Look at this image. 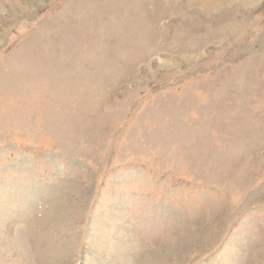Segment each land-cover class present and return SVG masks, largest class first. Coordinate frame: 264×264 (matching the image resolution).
Returning a JSON list of instances; mask_svg holds the SVG:
<instances>
[{
  "label": "rangeland",
  "instance_id": "374dc122",
  "mask_svg": "<svg viewBox=\"0 0 264 264\" xmlns=\"http://www.w3.org/2000/svg\"><path fill=\"white\" fill-rule=\"evenodd\" d=\"M0 264H264V0H0Z\"/></svg>",
  "mask_w": 264,
  "mask_h": 264
}]
</instances>
